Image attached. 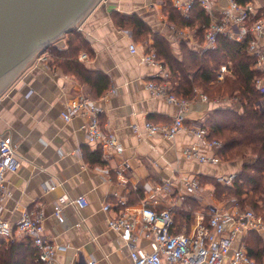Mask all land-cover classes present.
I'll return each instance as SVG.
<instances>
[{
    "label": "crops",
    "instance_id": "0c3cea01",
    "mask_svg": "<svg viewBox=\"0 0 264 264\" xmlns=\"http://www.w3.org/2000/svg\"><path fill=\"white\" fill-rule=\"evenodd\" d=\"M251 3L258 10V17H264V0H251ZM227 6V0H214L210 14L205 13L210 26L221 20ZM167 15L162 0H102L81 22L76 30L88 43L89 52H80L79 56H88V61L80 62L88 71L103 74L110 80V87L100 96L72 73L63 70L48 50L36 57L0 96V139H11L21 161L18 173L7 175L9 197L2 206L0 219L15 228L27 210H42L46 236L58 248V264L90 261L130 264L133 248L147 252L151 248L150 242L142 236L132 246L124 231L108 227L107 220L121 213L117 206L120 200L127 201L137 227L138 211L144 203L157 211L173 208L177 212L187 198L195 200L185 194L183 179H197L202 198L203 177L217 179L241 172L242 161H222L224 164L213 165L186 160L184 149L198 143L186 131L174 140H166L160 135L150 136L145 128L147 121L170 124L180 114L177 105L153 96L147 88L150 82L166 81L172 85L173 78L162 60H159L161 66L143 62L147 49L155 51L154 36L165 39L178 58L186 48L202 55L206 39L205 35L204 43H200L197 31L169 24ZM116 16H137L149 27L152 36L145 42L139 41L131 29L116 20ZM183 38L187 41H182ZM133 44L135 54L130 50ZM55 45L65 49L66 40ZM258 46L264 48V32L258 37ZM258 72V79L264 83V68ZM164 73L169 74V79H164ZM83 95L100 104L103 110L101 125L123 145L122 154L104 153L101 146L89 142L88 118L78 116L70 122L62 118L65 106ZM190 100L184 114L187 127L204 125L212 111L224 108L221 104L233 105L228 100L206 103L199 96ZM201 148L207 156L214 154L213 150ZM97 150L102 153V163L87 158ZM124 164L129 165L130 171L124 169ZM168 181L172 183L169 194L155 192ZM80 197H85L89 203L83 210L65 201ZM58 207L62 209L63 222L55 215ZM234 208L236 206L229 210ZM200 217L206 220L207 210L191 216L189 227H183L181 232L192 234ZM251 235L264 243L263 238L251 233L244 238L246 247L254 239ZM13 236L9 241L0 239L7 244L25 240L16 233Z\"/></svg>",
    "mask_w": 264,
    "mask_h": 264
},
{
    "label": "built area",
    "instance_id": "2783aa9c",
    "mask_svg": "<svg viewBox=\"0 0 264 264\" xmlns=\"http://www.w3.org/2000/svg\"><path fill=\"white\" fill-rule=\"evenodd\" d=\"M227 3L228 6L224 10L221 20L208 28L201 54L215 49L218 37L221 35L237 43L249 40L248 53L255 59V70L264 68V48L258 46V37L264 32V17H258V10L252 3L240 5L237 0H227ZM173 5L187 19L196 9L209 15L214 0H173ZM182 41L186 42L187 38H183ZM130 50L132 53H136L135 44L130 46ZM79 61H88L87 54H81ZM143 62L161 66L156 52L151 49H147L143 56ZM228 73V66L223 65L217 74L216 82H224ZM163 77L167 80L169 74L164 73ZM147 88L153 96L164 98L168 103L180 108V114L170 124H155L147 121L145 128L148 134L150 136L160 135L166 140H174L178 134L186 131L195 137L198 143L184 149V158L188 161L219 165L222 160L218 153L222 148V143L217 140H209L208 131L202 124L189 127L185 125L184 114L191 100L177 97L173 86L166 81L150 82ZM256 89L262 95L257 108L264 109V83L262 80H256ZM194 95L199 96L203 102H211L208 96L197 90L194 91ZM102 112L97 101L83 95L65 106L62 118L66 122H70L78 116L88 118L87 136L89 142L101 146L104 153L113 151L120 155L124 152V147L113 133L107 132L102 127L100 120ZM202 146L207 150H213L214 154L207 156L202 151ZM20 168L21 161L11 139L1 138L0 213L4 202L9 197L7 175L18 173ZM124 169L130 171L129 165L124 164ZM217 179L227 186H232L235 175L222 176ZM182 182L185 186V194L197 198L201 191L200 182L195 178L183 179ZM171 187V182H164L162 186L156 188L155 192L162 191L169 194ZM65 201L75 205L79 210H83L89 205L85 197L74 201L65 199ZM117 206L121 208V213L117 217L107 220L108 227L114 231H124L132 246L141 236L150 242V252L139 248L131 250L130 264H264V256L261 263L256 262L250 257L247 247L243 243L244 238L251 233L264 239V216L256 214L251 209L225 210L217 206H209L207 219L200 217L192 234H176L174 233L175 210L173 208L157 211L149 204L144 203L138 211L139 222L135 227V220L128 211L127 201L120 200ZM55 215L59 222L64 221L61 208H56ZM44 222L45 214L42 210H27L15 228L7 221L0 219V238L9 241L14 238L13 235L16 233L21 238L30 241L36 250L38 262L58 264L56 259L58 248L47 238ZM87 264H96V262L90 261Z\"/></svg>",
    "mask_w": 264,
    "mask_h": 264
},
{
    "label": "trees",
    "instance_id": "16d2710c",
    "mask_svg": "<svg viewBox=\"0 0 264 264\" xmlns=\"http://www.w3.org/2000/svg\"><path fill=\"white\" fill-rule=\"evenodd\" d=\"M240 5L251 0H237ZM168 13V23L197 31L200 43H204L210 20L204 11L193 10L189 18L182 17L172 0H162ZM116 20L131 29L141 42L148 40L152 32L137 16ZM66 48L58 49L51 45L47 50L55 62L67 73H72L84 84L89 85L97 96L110 87V80L103 74H95L79 61L82 51L89 52L88 43L80 32L72 31L67 35ZM154 49L158 59L166 65L174 79H171L173 91L179 98L192 99L194 91L199 89L211 100L231 101L237 107H224L212 111L205 121L209 140L222 143L219 156L223 162H244L241 172L235 175L232 186H223L216 178L203 177L215 187L220 201L235 200L238 207L248 206L257 214L264 216V109L257 108L262 95L256 89V80L260 74L255 70V59L248 53L249 40L237 43L225 36H219L216 48L202 55L189 48L184 49L181 58L176 57L168 43L161 36H154ZM230 63L231 76L218 83L217 74L221 66ZM92 162L102 163L100 150L87 155ZM228 201V204L231 203ZM258 202L263 204L260 210ZM199 209L192 198H187L182 209L175 211L174 233L180 234L183 227H189L190 214ZM261 212V213H260ZM252 236V235H251ZM253 237V236H252ZM254 238V237H253ZM250 257L261 263L264 256V243L254 238L247 247ZM36 250L30 241L5 243L0 239V264H41L37 261Z\"/></svg>",
    "mask_w": 264,
    "mask_h": 264
},
{
    "label": "water",
    "instance_id": "95a60500",
    "mask_svg": "<svg viewBox=\"0 0 264 264\" xmlns=\"http://www.w3.org/2000/svg\"><path fill=\"white\" fill-rule=\"evenodd\" d=\"M102 0H0V96Z\"/></svg>",
    "mask_w": 264,
    "mask_h": 264
},
{
    "label": "rangeland",
    "instance_id": "374dc122",
    "mask_svg": "<svg viewBox=\"0 0 264 264\" xmlns=\"http://www.w3.org/2000/svg\"><path fill=\"white\" fill-rule=\"evenodd\" d=\"M67 35L64 36L61 40H59L57 42V44H60V42L62 40H67ZM223 65H227L228 66V70H229V73L227 74V76H231V69H230V63H225ZM222 65V66H223ZM221 66V67H222ZM173 86V85H171ZM199 92L202 93V91L199 89ZM210 99V98H209ZM211 100V99H210ZM220 102V101H219ZM222 107H237V105H232V104H221ZM220 164H224L223 162H221ZM219 173H221L222 170H217ZM217 182L222 184L223 186H227L221 182L218 181L217 179ZM202 186H203V189H204V192L202 194V198H200V193L198 194V197L195 198V200L197 201L196 203L199 205V209L197 211H194L190 214V219H189V223L191 222V216H195L196 214H198L199 212H203L204 210H209V206H217V207H220V208H224L225 210H229L231 209L232 207L236 206L237 209L239 210H246V209H250L248 206H245L246 209H241L240 207H238V202H235V200L231 201V200H226V201H220V199L217 198L216 196V190H215V187L213 185L210 184L209 181H206L205 179L202 180ZM228 201H231L230 204H228ZM258 206L260 207V210L263 209V204L261 202H258ZM261 213V212H260ZM257 214V213H256ZM263 213H261L260 215H262Z\"/></svg>",
    "mask_w": 264,
    "mask_h": 264
}]
</instances>
